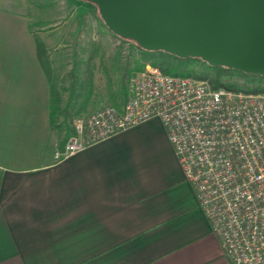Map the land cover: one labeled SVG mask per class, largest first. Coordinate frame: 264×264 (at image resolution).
<instances>
[{"label":"crops","instance_id":"crops-1","mask_svg":"<svg viewBox=\"0 0 264 264\" xmlns=\"http://www.w3.org/2000/svg\"><path fill=\"white\" fill-rule=\"evenodd\" d=\"M38 32L0 7V264H231L159 120L56 159Z\"/></svg>","mask_w":264,"mask_h":264},{"label":"built area","instance_id":"built-area-1","mask_svg":"<svg viewBox=\"0 0 264 264\" xmlns=\"http://www.w3.org/2000/svg\"><path fill=\"white\" fill-rule=\"evenodd\" d=\"M129 93L121 111L79 121L56 159L159 120L230 263L264 264V94L214 88L152 65Z\"/></svg>","mask_w":264,"mask_h":264},{"label":"rangeland","instance_id":"rangeland-1","mask_svg":"<svg viewBox=\"0 0 264 264\" xmlns=\"http://www.w3.org/2000/svg\"><path fill=\"white\" fill-rule=\"evenodd\" d=\"M4 6L28 8L40 41L45 38V33L39 34L42 33L40 30L51 32L57 29L52 35H55L53 41L58 46L50 52L57 61L54 74L60 83L58 89L63 93L59 107L68 113L70 119L66 118V121L75 130L71 137L77 135L79 121H86L106 109L121 111L128 101L122 104L130 94L132 80L156 59L170 62L172 73L211 75L199 62L178 61L164 53L145 54L135 43L117 38L107 29L98 8L91 3L80 0H0V7ZM91 57L93 62L87 64ZM45 63L47 67L52 65L47 60ZM90 71L95 76L92 85L87 81ZM57 122H65L64 114ZM54 133L63 140L64 132L61 135ZM84 141L89 142L87 138Z\"/></svg>","mask_w":264,"mask_h":264},{"label":"water","instance_id":"water-1","mask_svg":"<svg viewBox=\"0 0 264 264\" xmlns=\"http://www.w3.org/2000/svg\"><path fill=\"white\" fill-rule=\"evenodd\" d=\"M147 52L264 78V0H80Z\"/></svg>","mask_w":264,"mask_h":264},{"label":"trees","instance_id":"trees-1","mask_svg":"<svg viewBox=\"0 0 264 264\" xmlns=\"http://www.w3.org/2000/svg\"><path fill=\"white\" fill-rule=\"evenodd\" d=\"M117 38H119V37H117ZM120 39H122V38H120ZM122 40L135 43V42L130 41V40H125V39H122ZM39 49H40V56L41 57H44V55L49 57V54H48V52H46L44 50L43 45H40ZM141 50L145 54L164 53V52H147L143 49H141ZM164 54H166L170 58L176 59L178 61H186L187 63L188 62H199L203 66H205L207 68V70L209 71V74H211L209 76V75H205L203 73H202V75H194L192 73H188L187 75L186 74L182 75L179 73H172L171 69H170L171 68L170 62L163 61V59H156L154 61V63H152V66L159 67L162 70V72L166 75L193 77V78H197V79L207 80L210 82V84L214 88H226V89L234 90V91H238V92L241 91V92H246V93H263L264 94V78L263 77L254 76V75H247V74H244V73H241L238 71H234V70H230L227 68H223V67H218V68L211 67L207 63L203 62L200 59H196V58L180 59V58H177V57L170 55V54H167V53H164ZM48 59H47V61L49 62ZM92 59H93L92 57L90 59H88L87 64H90L91 62H93ZM144 67H145V65L142 66L140 68V70H143ZM94 78H95L94 73L92 71H90V73H88V79H87V81L90 83V85L93 84ZM89 89H90L89 94H91L92 88L90 87ZM62 94L63 93H61V90L58 89L57 84H54L53 95H52L53 107H52V115H51L52 131L58 132L60 135L63 132L65 133V136L63 137V144L65 146V144L67 143L69 138L74 134L75 130L71 126V124L68 123V121H66V118L70 119V117L68 116V113H64L66 111L62 112L61 108L59 107V102H61ZM128 96H129V94L126 95V97H125L126 99L123 101L122 104H124L128 100ZM63 114L65 116V122L60 124L57 121L59 120V118H61L63 116Z\"/></svg>","mask_w":264,"mask_h":264}]
</instances>
